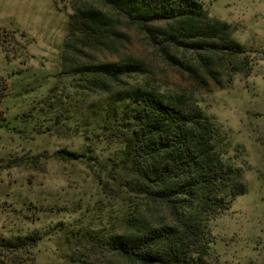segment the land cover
Listing matches in <instances>:
<instances>
[{"label":"rangeland","instance_id":"1","mask_svg":"<svg viewBox=\"0 0 264 264\" xmlns=\"http://www.w3.org/2000/svg\"><path fill=\"white\" fill-rule=\"evenodd\" d=\"M200 1L212 18L232 27L252 62L249 75L223 78L221 85L202 72L200 81L193 79L172 59L189 58L149 41L156 26L144 30L127 19L115 29L113 51L89 52L102 63L133 58L143 73L125 82L149 81L164 92L192 95L216 122L225 137L222 152L243 169L248 192L212 224L210 264H264V0ZM73 3L0 0V80L7 85L0 240L38 239L16 255L0 249V264H130L107 242L123 233L141 199L125 185L123 146L92 120V104L101 97L84 92L63 69ZM63 151L80 158L64 160Z\"/></svg>","mask_w":264,"mask_h":264},{"label":"trees","instance_id":"2","mask_svg":"<svg viewBox=\"0 0 264 264\" xmlns=\"http://www.w3.org/2000/svg\"><path fill=\"white\" fill-rule=\"evenodd\" d=\"M121 19L144 30L156 26L149 41L163 52L173 48L189 58L171 57L199 81L202 72L217 85L223 78L231 82L239 73L249 75L252 62L234 40L232 27L212 18L200 0H74L63 69L84 92L101 97L102 103L92 104V120L123 146L125 185L141 199L123 233L110 236L108 249L130 264H210L212 224L248 192L243 169L222 152L225 137L192 95L164 92L149 81L125 82L143 73L131 57L95 61V53L117 45ZM2 51L9 61L5 46ZM2 78L0 128L7 122ZM59 156L80 158L65 151ZM37 242L36 236L1 239L0 249L16 255Z\"/></svg>","mask_w":264,"mask_h":264}]
</instances>
